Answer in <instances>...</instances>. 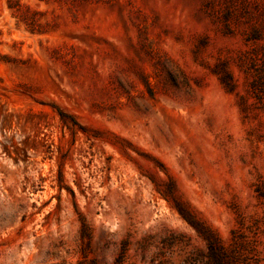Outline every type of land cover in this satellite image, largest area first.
<instances>
[{
	"label": "rangeland",
	"instance_id": "374dc122",
	"mask_svg": "<svg viewBox=\"0 0 264 264\" xmlns=\"http://www.w3.org/2000/svg\"><path fill=\"white\" fill-rule=\"evenodd\" d=\"M181 207L264 264V0H0V264H204Z\"/></svg>",
	"mask_w": 264,
	"mask_h": 264
},
{
	"label": "trees",
	"instance_id": "16d2710c",
	"mask_svg": "<svg viewBox=\"0 0 264 264\" xmlns=\"http://www.w3.org/2000/svg\"><path fill=\"white\" fill-rule=\"evenodd\" d=\"M180 215L192 225L206 242V261L204 264H238L239 254L234 249L226 248L219 237L201 221L195 218L191 210L179 208ZM82 233L87 236V227L82 223ZM199 263L198 260L193 261Z\"/></svg>",
	"mask_w": 264,
	"mask_h": 264
}]
</instances>
